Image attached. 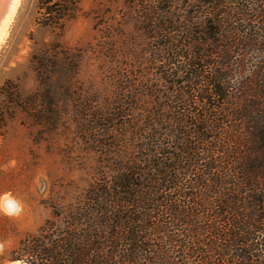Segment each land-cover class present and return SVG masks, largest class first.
I'll list each match as a JSON object with an SVG mask.
<instances>
[{
  "label": "trees",
  "instance_id": "trees-1",
  "mask_svg": "<svg viewBox=\"0 0 264 264\" xmlns=\"http://www.w3.org/2000/svg\"><path fill=\"white\" fill-rule=\"evenodd\" d=\"M78 1L39 0L38 21ZM190 1L162 29L180 34L159 58L182 64L161 73L144 155L91 191V229L57 264H264V0ZM234 56L255 64L237 86Z\"/></svg>",
  "mask_w": 264,
  "mask_h": 264
},
{
  "label": "rangeland",
  "instance_id": "rangeland-1",
  "mask_svg": "<svg viewBox=\"0 0 264 264\" xmlns=\"http://www.w3.org/2000/svg\"><path fill=\"white\" fill-rule=\"evenodd\" d=\"M17 5L0 40V264H57L91 229V191L144 155L161 73L182 64L159 58L180 34L162 29L192 2L79 0L57 24L38 21L39 0ZM233 61L237 86L255 64Z\"/></svg>",
  "mask_w": 264,
  "mask_h": 264
},
{
  "label": "bare ground",
  "instance_id": "bare-ground-1",
  "mask_svg": "<svg viewBox=\"0 0 264 264\" xmlns=\"http://www.w3.org/2000/svg\"><path fill=\"white\" fill-rule=\"evenodd\" d=\"M6 0H0V13L4 10L5 11V8L6 7H4V6H7V5H5V4H7V2H5ZM18 1L19 0H13L12 1V3H10V2H8V3H10V5H9V7H10V12L8 13V14H6L5 16H4V18L3 19H1V21H0V40H1V38H3L4 36V32L6 31V27L8 28V25H10L9 24V21L11 20V18H12V15H13V13L15 12V10H16V7L18 6L17 4H18ZM2 16V15H1ZM11 22V21H10ZM7 32V31H6ZM3 36V37H2Z\"/></svg>",
  "mask_w": 264,
  "mask_h": 264
}]
</instances>
